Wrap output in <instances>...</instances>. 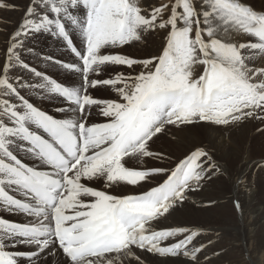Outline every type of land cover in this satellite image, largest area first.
I'll use <instances>...</instances> for the list:
<instances>
[{"label":"snow or ice","instance_id":"obj_1","mask_svg":"<svg viewBox=\"0 0 264 264\" xmlns=\"http://www.w3.org/2000/svg\"><path fill=\"white\" fill-rule=\"evenodd\" d=\"M17 7L0 0V9ZM41 33L77 62L43 61L79 84L28 62L36 53L27 42ZM153 34L158 54L124 53ZM4 35L0 264H145L146 254L211 264L201 256L213 241L197 244L200 229L161 225L227 169L204 144L173 166H149L171 159L152 144L172 129L230 137L264 124V9L246 0H28ZM101 88L108 97L90 93ZM34 97L61 103L52 114ZM128 186L135 191H120Z\"/></svg>","mask_w":264,"mask_h":264},{"label":"bare ground","instance_id":"obj_2","mask_svg":"<svg viewBox=\"0 0 264 264\" xmlns=\"http://www.w3.org/2000/svg\"><path fill=\"white\" fill-rule=\"evenodd\" d=\"M10 1L15 5L23 4V0ZM17 24L9 27V32L14 30ZM0 28L4 29V26ZM73 37L72 34L74 45L82 50V43H78ZM158 42L159 40L156 39V43ZM50 44V48L61 49V57L66 60L65 62H77L74 55L66 49L63 41L56 38ZM129 47L126 46L124 53H127ZM160 47L154 46L144 50L143 57L147 58L153 54H158ZM54 77L52 78L63 83H65V78H71L73 83H67L68 85L80 83L77 74L61 69L57 70V75ZM46 101V105H49L50 108L44 110L55 114V108L60 105L61 101L44 100V103ZM261 127L264 130L263 124L250 122L244 128L232 132L230 137L212 129H202L190 132L186 130L184 131V135L186 133L185 138H173L174 141L180 142L179 147L184 152L183 155L193 145L205 143L215 150L217 161L227 169L226 174L220 179L204 185L202 190L192 194L189 201L164 220L161 225L200 229L202 243L206 245L209 240H215L213 245L207 246L206 251L201 256L202 261L204 256H207L211 264H264V134L261 132ZM198 131L202 133L203 140H201ZM255 138L261 139L260 142L262 143L260 153L256 157H254L257 152L256 149L249 147ZM183 155L179 158H182ZM241 170L248 173L244 183L237 181ZM229 174L231 179H229ZM120 191L129 193L135 189L125 190L121 188ZM237 201L241 205L239 210L235 207ZM8 218L20 219L15 216ZM217 252L219 255L214 254ZM223 252L229 254L230 260L224 261L221 258ZM143 258L145 264H175L174 258H162L151 254H146Z\"/></svg>","mask_w":264,"mask_h":264},{"label":"rangeland","instance_id":"obj_3","mask_svg":"<svg viewBox=\"0 0 264 264\" xmlns=\"http://www.w3.org/2000/svg\"><path fill=\"white\" fill-rule=\"evenodd\" d=\"M8 2L12 3V1H10V0H8ZM151 2H152V0H149V3H151ZM246 2L253 5L256 9L257 8H264V0H246ZM22 3L23 4H21V5H17L18 7L16 10L0 9V27L4 26V29L0 28V56H1L0 59H2V53H3L4 46H5V35H4L5 26H6V30L9 32V27L17 24L18 20L20 19V16L22 15V10L24 9L23 6L27 5L28 0H23ZM12 4H14V3H12ZM72 34L74 35L73 38H75L78 43H81V40H80V37L78 36V34L75 32H73ZM54 39H56V37H53L49 34L41 33L36 38L31 39L27 42L28 45L30 47H32L36 53V56L34 58H29L28 62L30 64H32L34 67H36L37 69L49 74L53 78H55L54 76L57 75V70H59V68L53 64L45 63L42 58L50 55L54 59L62 60L64 62L66 61L65 59H63V57H61L62 54L60 52L61 51L60 48H56V49L50 48L51 44L49 45V43ZM156 39L159 40L158 43H156ZM58 40L62 41L61 39H58ZM161 45H162V38L160 36H157L156 34H153L147 38L146 43H136L134 45H131L129 47V50H127V53H125V54L130 55V56L135 57V58H144L143 57L144 56L143 55L144 50L150 49L154 46L160 47ZM101 78H106V75L102 76ZM71 81H72L71 78H65V84L73 83ZM90 93L94 97H97V98H104V97L106 98L109 95V92L106 91L105 89H102V88L90 90ZM34 100H36V101H34ZM33 102L38 104L43 109L50 108L49 105H46L47 101L44 103V100H40L38 97H34ZM51 106H53V105H51ZM54 108H55V106L53 107V109ZM255 123L260 124L258 122H255ZM261 130H262V127H261ZM198 133H199V131H198ZM185 135H186V133H185ZM185 135H184V131H178L176 129H172L171 132L162 134L158 139H156L155 142L152 144V149L154 151L156 150V151H162V152L168 153L170 155L171 159L169 161L165 162L163 165H161L160 162H158V161H149V166H164V167L172 166V164L175 162V160L178 159L184 153L181 151V148L179 147L180 142L174 141L173 137L185 138ZM199 136L201 137V140H203L202 139L203 136H202L201 132L199 133ZM260 141H261V139L255 138L249 144L250 148H254L257 151L256 154H254V157L258 156V153H260V148L262 147V143ZM203 144L205 145V143H203ZM215 157L218 160L217 156H215ZM130 166H136V165L133 164ZM124 189L130 190L133 188L131 186H128V187H124ZM200 239H201V236L197 240V244L200 243ZM212 241H213V243L216 242L215 240H212ZM201 243H202V239H201ZM213 243H212V245H213ZM221 258H223L224 261L230 260V256L226 252H223L221 254ZM226 263H228V262H226Z\"/></svg>","mask_w":264,"mask_h":264}]
</instances>
